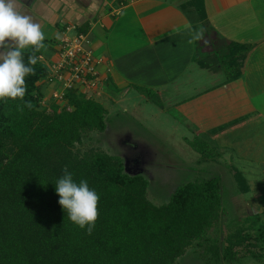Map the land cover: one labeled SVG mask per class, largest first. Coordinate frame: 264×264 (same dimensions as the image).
<instances>
[{
	"label": "trees",
	"instance_id": "obj_1",
	"mask_svg": "<svg viewBox=\"0 0 264 264\" xmlns=\"http://www.w3.org/2000/svg\"><path fill=\"white\" fill-rule=\"evenodd\" d=\"M185 4L201 20L204 39L209 29L203 0ZM87 31L85 25L77 29ZM236 46L220 55L228 80L240 75L243 54L253 47ZM32 54L26 51L25 62ZM193 58L204 66L197 52ZM34 67L23 100L0 101V264H178L187 245L203 264H236L247 255L264 264V211L221 239L226 209L218 176L185 182L166 202L154 203L143 175L128 174L119 155L90 143L109 120L102 104L71 86L63 94L66 104L45 113L39 104L49 69L38 59ZM84 140V147L76 146ZM65 168L99 194L91 235L58 204L54 186ZM231 169L238 193L247 192L245 178Z\"/></svg>",
	"mask_w": 264,
	"mask_h": 264
},
{
	"label": "crops",
	"instance_id": "obj_2",
	"mask_svg": "<svg viewBox=\"0 0 264 264\" xmlns=\"http://www.w3.org/2000/svg\"><path fill=\"white\" fill-rule=\"evenodd\" d=\"M187 1L23 3L25 14H31L45 32L46 50H40L38 60L48 69L57 58L62 40H74L77 29L85 25L88 31L82 46L96 60L95 74L89 77L90 88L81 89L86 83L76 84L78 90L101 103L109 119L115 103L128 102L126 96L131 90L140 95L153 91L180 113L182 119L177 122L190 125L193 138L215 143L221 155L233 159L231 164L248 185V191L240 194H250L257 177L255 166L264 177V0H203L209 31L204 39L193 43L188 42L184 26L189 22L194 27L202 23L192 8H186ZM236 45L253 47L243 54L240 75L228 80L219 64L213 68L212 60L217 54H230L229 48ZM213 46L217 48L211 53ZM196 52L204 66L193 58ZM192 64L199 70H208V82L198 83L197 74L191 73ZM219 73L223 77L218 78L223 79L213 83ZM196 83L200 90L194 88L185 98L175 97L182 93V84ZM239 159H248L251 165L242 168ZM262 189L264 181L249 198L252 203L261 205ZM263 211L261 208L254 214Z\"/></svg>",
	"mask_w": 264,
	"mask_h": 264
},
{
	"label": "rangeland",
	"instance_id": "obj_3",
	"mask_svg": "<svg viewBox=\"0 0 264 264\" xmlns=\"http://www.w3.org/2000/svg\"><path fill=\"white\" fill-rule=\"evenodd\" d=\"M216 48L213 46L211 53H214ZM220 55L217 54V58L212 60L213 68L218 67V64L221 65ZM191 73L197 74L195 79L199 84L203 85L204 83L200 81L208 82L209 80L208 70H199L195 64L191 65ZM219 74L220 76L217 74L213 77V83H218L223 79L218 78L223 77L222 73ZM42 81L41 84H45V87L42 86L44 98L39 104V109L45 113H51L53 107L57 106L59 110L66 104L65 100L53 98V86L47 77ZM198 83L193 85L194 87L182 84V93L175 97L185 98L194 88L200 90L201 86L197 87ZM76 84L80 86L85 83L77 82ZM90 85L92 84L88 82L87 85L80 87L81 89L82 86L90 88ZM145 93L140 95L131 90L126 96L128 102H116L111 111L112 117L108 120L104 131L92 133L90 143L109 154L119 155L123 159L125 171L128 174L143 175L149 182V197L156 204L166 202L171 192L185 182L197 178L220 177L221 200L226 209V214L218 227L220 238L223 239L237 227L245 226L246 218L252 217L254 212L264 208V196L261 199V205L257 202L252 203L249 199L258 188L262 187L264 181L262 173H259L260 171L258 172L255 166L257 177L255 178L253 174V179L255 178L251 186L253 192L238 194L231 169L233 159L230 160L227 154L221 155L215 143L193 138L191 126L177 122L182 119V116L175 108L171 107L168 102L165 103V100L153 91L148 90ZM163 102L164 106H162ZM165 107L169 109L164 110ZM85 144L86 140L76 146L82 148ZM239 163L242 164V168L251 165L248 159H239ZM261 193L264 195V189ZM238 249L242 252L245 248L241 246ZM178 264L203 263L193 251V246L187 245ZM236 264L257 263L247 255Z\"/></svg>",
	"mask_w": 264,
	"mask_h": 264
},
{
	"label": "clouds",
	"instance_id": "obj_4",
	"mask_svg": "<svg viewBox=\"0 0 264 264\" xmlns=\"http://www.w3.org/2000/svg\"><path fill=\"white\" fill-rule=\"evenodd\" d=\"M23 0H0V101L23 100L27 86L25 78L35 74L36 52L46 50L45 32L31 14H25ZM189 43L203 38V26H184ZM59 39V35H57ZM31 50L25 62L26 51ZM31 108V102L25 101ZM58 204L74 225L91 235L98 218L99 194L86 179L76 182L67 168L55 182Z\"/></svg>",
	"mask_w": 264,
	"mask_h": 264
},
{
	"label": "built area",
	"instance_id": "obj_5",
	"mask_svg": "<svg viewBox=\"0 0 264 264\" xmlns=\"http://www.w3.org/2000/svg\"><path fill=\"white\" fill-rule=\"evenodd\" d=\"M85 34H77L74 40L64 38L57 58L49 65L48 81L53 86V98L63 100L64 91L77 82H90L89 77L95 74L96 60L83 46Z\"/></svg>",
	"mask_w": 264,
	"mask_h": 264
}]
</instances>
